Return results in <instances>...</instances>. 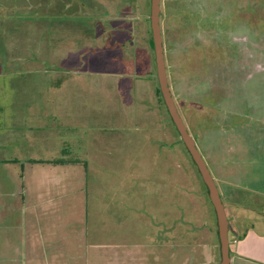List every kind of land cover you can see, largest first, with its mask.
<instances>
[{
    "label": "rangeland",
    "instance_id": "374dc122",
    "mask_svg": "<svg viewBox=\"0 0 264 264\" xmlns=\"http://www.w3.org/2000/svg\"><path fill=\"white\" fill-rule=\"evenodd\" d=\"M171 2L178 18L165 12L160 25L167 68L179 70L170 78L182 80L171 83L173 97L214 180L231 176L230 201L264 227V195L241 188L264 194V0ZM150 8L0 0L1 68L9 63L0 68V264L220 263L213 205L158 98ZM196 11L232 32L226 69L205 67L214 54L191 39ZM177 48L187 63L171 59ZM244 56L250 68H234ZM18 57L28 68L14 74ZM230 214L232 224L247 216Z\"/></svg>",
    "mask_w": 264,
    "mask_h": 264
},
{
    "label": "water",
    "instance_id": "95a60500",
    "mask_svg": "<svg viewBox=\"0 0 264 264\" xmlns=\"http://www.w3.org/2000/svg\"><path fill=\"white\" fill-rule=\"evenodd\" d=\"M161 21V0H151L150 8V28L151 38L153 41V51L155 57L156 77L159 84L162 99L166 105L170 119L174 124L181 140L190 154L191 159L196 165L201 178L208 189L209 198L213 205L216 216L218 238H219V251L220 263L231 264L230 256V240H229V220L225 211V206L216 182L207 167V164L200 154L196 142L193 140L187 127L183 123L181 116L178 113L174 98L172 97L171 89L169 86L168 72L164 52V39L163 32L160 25Z\"/></svg>",
    "mask_w": 264,
    "mask_h": 264
},
{
    "label": "trees",
    "instance_id": "16d2710c",
    "mask_svg": "<svg viewBox=\"0 0 264 264\" xmlns=\"http://www.w3.org/2000/svg\"><path fill=\"white\" fill-rule=\"evenodd\" d=\"M192 1V3H191V5H192V7H194V0H191ZM163 4H162V12H161V19H162V15L166 12L168 15H170L171 16V14H175L174 16H171V18L172 19H177L178 18V13H180V11H179V8L180 7H178L175 3H172L171 2V0H164V2H162ZM211 11V7L210 8H207V10L206 11ZM195 16H196V19L197 18H199V20L197 19V21L195 22L196 23V26H195V29H196V31L195 32H193V37L196 35L198 38H199V41H194V39H193V37L191 38L192 39V41H193V43H195V46H197V47H202V50H201V52L200 53H204V51L206 52V51H208L209 50V48H206V47H211V49H212V51H211V53H213L214 54V56H213V58L212 59H208V58H206V59H208L207 61H209L206 65H205V67L206 68H208L207 70H209V69H211V68H213L214 66H217L218 67V69H220V70H222V68L223 67H225V66H227L228 64H227V62H226V58H225V56L223 55V53H222V51H226V53L228 52L229 53V56L230 57H232V53L236 50V49H234V42L232 41V40H230V34H232V32L231 31H227V33L226 32H223L222 31V29L221 28H219L220 26H223L222 24H221V22H217V24H215V26L216 25H219L218 27H215V26H213L211 23H209V19H211V16L209 15H206V16H204V19H201L200 18V15H199V13L196 11V13H195ZM212 17L215 19V17L217 18V16L215 15H212ZM218 19H219V17H218ZM219 21V20H218ZM224 27V26H223ZM237 42V41H236ZM238 43H240V45L242 44V47L241 48H237V50L238 51H243V54H244V52H245V50H249L250 49V42L248 41V40H246V41H241V42H238ZM258 43H260V37H259V41H258ZM206 44V47H203L204 45ZM148 45H149V47H151L150 49L153 51V41H152V38L151 39H149L148 40ZM3 46V44H2V42H0V56H6V51H5V48H3L2 47ZM243 46H244V48H243ZM188 48H189V46H187V47H184V49L185 50H188ZM219 50H217V49ZM184 49H182V48H177L175 51H173V50H169V52H170V55H171V59H177V62H178V60H180L181 61V63L183 62V60H182V56H183V58H184V64L185 63H187V58L183 55V53H181V52H183V50ZM245 49V50H244ZM251 50V49H250ZM49 51H47V53H48ZM174 54H175V56H174ZM42 55L46 58L45 60H48L49 62H52V60H53V58L52 57H48V54H46V53H42ZM7 57V56H6ZM235 57V56H234ZM236 57H239L238 56V54H237V56ZM245 57L247 58V56H244L243 58L241 57L240 59H238V58H235V60H233V62L235 63V66H233L234 68L236 67V64L238 63V66H241L240 64L243 62L244 63V60H245ZM37 58H40V56L39 57H34V58H30V59H28V62H29V64H31V63H34V60H36ZM254 58V57H253ZM6 59V61H9V59L8 58H5ZM16 59H18V63L16 64V65H14V69L13 70H11V71H13V72H15L14 74H19L21 71L22 72H25L26 70H27V68H28V65H27V60H24L22 57H18V58H12V60H16ZM81 59V58H80ZM79 59V61H78V63H81L82 64V62H81V60ZM225 60V63H222L221 65H220V63L217 65V63L218 62H220L221 60ZM165 60H166V64H167V59H166V55H165ZM248 60V59H247ZM20 61H25V63L23 64L22 62H20ZM231 61V60H230ZM229 63H231V62H229ZM5 64V63H4ZM232 64V63H231ZM60 65H61V63H60ZM220 65V66H219ZM247 65L248 66H250V63H247V64H245L244 63V67H245V69L247 68V69H249L250 67H247ZM9 63L7 64V68L6 69H3V68H1L2 67V64H1V62H0V68H1V71H3V74H4V72H6V70L7 69H9ZM167 66V65H166ZM5 68V67H4ZM225 69H226V67H225ZM240 69V68H239ZM246 69V70H247ZM21 70V71H20ZM179 71L177 68H175V67H172L171 69H169L168 70V68H167V72H168V80H169V86H170V89H171V83L173 82H175L177 85L178 84H181V82H182V80L181 79H179V78H173V80L170 78V75H171V73H170V71H172L173 73H174V71ZM246 70H244V71H246ZM18 71H20V72H18ZM242 72V71H241ZM10 74H12V73H10ZM155 77H156V73H155ZM157 78V77H156ZM159 85V84H158ZM210 88H207V89H205L204 91H208ZM157 92H158V98H159V101L161 102V103H163L162 105L163 106H165V108H166V105H165V103H164V101H163V99H162V96H161V92H160V88H159V86H158V90H157ZM171 93H172V89H171ZM178 96V95H177ZM172 97H173V93H172ZM174 98V97H173ZM178 98V100H180L181 99V97L179 96V97H177ZM174 101H175V99H174ZM175 104H176V106H177V101H175ZM184 108V107H183ZM166 110H167V108H166ZM184 110H185V108H184ZM169 114V113H168ZM171 120V119H170ZM172 122V121H171ZM173 124V123H172ZM174 125V124H173ZM174 128H175V126H174ZM175 130H176V128H175ZM176 133H177V135H178V138H179V133L177 132V130H176ZM179 140H181V138H179ZM195 140V142H196V139H194ZM181 142V144L183 145V147L185 148V146H184V144H183V142H182V140L180 141ZM196 146H197V142H196ZM198 148V147H197ZM185 150H186V148H185ZM186 152H187V150H186ZM188 153V152H187ZM193 162V161H192ZM194 163V162H193ZM195 165V164H194ZM195 168H196V170H197V173H198V175H199V177L201 178V175H200V173L198 172V169H197V167H196V165H195ZM224 175V174H223ZM202 179V178H201ZM203 181V180H202ZM204 183V182H203ZM204 186H205V184H204ZM205 192H206V194H207V196L209 197V193H208V189H207V187L205 186ZM222 202L224 203V201L222 200ZM226 203V202H225ZM216 217V216H215ZM216 222V221H215ZM217 239H218V244H219V238H218V233H217Z\"/></svg>",
    "mask_w": 264,
    "mask_h": 264
},
{
    "label": "crops",
    "instance_id": "0c3cea01",
    "mask_svg": "<svg viewBox=\"0 0 264 264\" xmlns=\"http://www.w3.org/2000/svg\"><path fill=\"white\" fill-rule=\"evenodd\" d=\"M220 179L216 178L215 182L216 185L224 187L225 191H223V196H224V206H225V211H229V230L233 228L231 232L232 234V239L233 236L236 242L233 243L236 245V252L230 253L231 256V264H264V227H256L253 221H251V213L252 209H249L247 206L243 205L244 210L246 211L247 216H243L237 220L236 223L231 222V214H230V208L231 206L238 209V210H243V208L239 207V203L236 202H231L227 189L228 187L235 182L234 180H231V184H228L229 177L228 175H223ZM228 179V180H227ZM231 179V178H230ZM264 185V183L262 184ZM241 186L239 185V188ZM246 193H250V196H263L264 194L261 191H258L257 189L259 187H254L251 188L250 186H242L241 187ZM220 191V190H219ZM221 195V194H220ZM222 198V197H221ZM256 201L258 200L257 197L255 199ZM226 202V203H225ZM237 206V207H236ZM228 208V209H227ZM254 211V210H253ZM264 211V210H263ZM258 216L262 214V212H255ZM257 218H262V217H257ZM256 228V229H255ZM240 233V234H239ZM230 234V232H229ZM236 236V237H235ZM241 238H244L243 241H239ZM231 247V245H230Z\"/></svg>",
    "mask_w": 264,
    "mask_h": 264
},
{
    "label": "flooded vegetation",
    "instance_id": "af4514ba",
    "mask_svg": "<svg viewBox=\"0 0 264 264\" xmlns=\"http://www.w3.org/2000/svg\"><path fill=\"white\" fill-rule=\"evenodd\" d=\"M166 55V54H165ZM177 108H178V113H179V115L181 116V119H182V121H183V123L185 124V126L187 127V131L189 132V130H188V126H187V123H186V120H185V118L184 117H182V115H181V110L183 109H181V107L179 108V105L177 104V106H176ZM190 133V132H189ZM191 135V134H190ZM191 137H192V135H191ZM193 138V137H192Z\"/></svg>",
    "mask_w": 264,
    "mask_h": 264
},
{
    "label": "clouds",
    "instance_id": "9594fccd",
    "mask_svg": "<svg viewBox=\"0 0 264 264\" xmlns=\"http://www.w3.org/2000/svg\"><path fill=\"white\" fill-rule=\"evenodd\" d=\"M190 134V133H189ZM194 140V139H193ZM195 141V140H194ZM229 240H230V238H229ZM233 240V239H232ZM230 245H231V241H230Z\"/></svg>",
    "mask_w": 264,
    "mask_h": 264
},
{
    "label": "built area",
    "instance_id": "2783aa9c",
    "mask_svg": "<svg viewBox=\"0 0 264 264\" xmlns=\"http://www.w3.org/2000/svg\"><path fill=\"white\" fill-rule=\"evenodd\" d=\"M236 241L234 240V243H235Z\"/></svg>",
    "mask_w": 264,
    "mask_h": 264
}]
</instances>
